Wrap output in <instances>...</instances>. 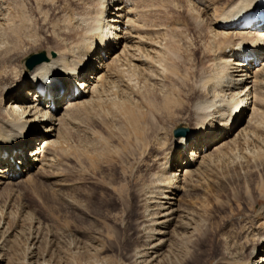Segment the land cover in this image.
Here are the masks:
<instances>
[{"label":"bare ground","instance_id":"bare-ground-1","mask_svg":"<svg viewBox=\"0 0 264 264\" xmlns=\"http://www.w3.org/2000/svg\"><path fill=\"white\" fill-rule=\"evenodd\" d=\"M136 1L84 0L81 15H68L62 28L39 15L57 43L39 52L47 61L28 70L30 55L25 52L42 40L39 29L36 26L33 36L25 33L22 38L21 30L30 29L33 19L17 0H0V194L3 186L29 181L51 166L52 149L63 143L66 129L83 113L94 120L93 114L107 100L114 114L143 127L146 144L149 134H155L151 147L161 157L154 156L158 169L151 173L152 192L142 196L144 208L137 225L144 246L134 260L159 264L169 247L171 226L182 228L184 239L195 229V215L184 202L204 191L214 158L219 156L231 168L238 162L249 170L264 154L234 148L254 138L251 131L264 112V31L240 30L242 15L264 0H222L218 7L215 0L207 1L206 19L196 18L197 27L205 23L206 34L193 54L184 50L181 38L146 33L145 13H140L139 21ZM240 51L256 59L245 60ZM75 82L82 89L73 97ZM40 85L53 88L55 111L37 92ZM159 103L167 106L163 118L157 113ZM184 109L187 116H183L193 127L181 122L189 134L167 144L165 135L175 130L171 120L182 118ZM143 137H137L136 145L143 143ZM4 153L10 158L4 160ZM254 232L256 243L248 260L238 264H264V226Z\"/></svg>","mask_w":264,"mask_h":264},{"label":"rangeland","instance_id":"rangeland-1","mask_svg":"<svg viewBox=\"0 0 264 264\" xmlns=\"http://www.w3.org/2000/svg\"><path fill=\"white\" fill-rule=\"evenodd\" d=\"M83 1L17 0L34 22L29 21L30 29H20L21 37L33 36L38 27L42 38L29 46L26 55L56 47L57 40L52 38L49 26L41 25L39 15L62 28L67 25L68 15H81ZM204 1L137 0L136 7L139 21L145 16L142 24L146 33L162 36L165 32L175 39L181 38L184 50L193 54L207 30L205 23L197 27L200 22L196 20L198 15L206 19L204 6L210 0ZM221 1L215 0L216 7L221 6ZM140 13L146 15L141 17ZM187 91L188 87L183 85V92ZM161 104L156 106L163 118L167 106ZM112 111L105 100L93 114L94 120L86 113L78 116L75 124L66 129L63 143L52 149L54 159L50 168H44L29 181L2 187L0 264H138L134 254L144 246V235L140 236L137 225L144 208L142 196L152 192L150 177L158 169L155 157L161 154L152 150L154 133L149 134L146 144L143 127ZM185 114L184 109L182 118H172L173 128L180 127L181 122L193 127ZM261 115L251 131L254 138L237 143L234 148L264 153V112ZM136 135L143 137L142 144L136 145ZM166 135L165 142L170 144L173 131ZM214 160L204 178V191L180 202L182 211L185 204L194 213L196 231H190L192 234L184 239L183 229L171 226L169 247L163 250L159 264L247 262L251 246L256 243L254 231L264 226V154L250 164L249 170L238 162L231 168L219 156Z\"/></svg>","mask_w":264,"mask_h":264},{"label":"water","instance_id":"water-1","mask_svg":"<svg viewBox=\"0 0 264 264\" xmlns=\"http://www.w3.org/2000/svg\"><path fill=\"white\" fill-rule=\"evenodd\" d=\"M53 56H55L53 54ZM47 61L44 53H37L30 55L26 60V67L28 70H33L37 65ZM189 134L188 128L178 127L174 130V138L186 137Z\"/></svg>","mask_w":264,"mask_h":264}]
</instances>
